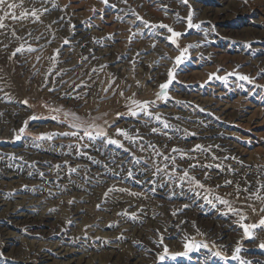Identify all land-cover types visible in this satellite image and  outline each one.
Listing matches in <instances>:
<instances>
[{
    "label": "rangeland",
    "instance_id": "obj_1",
    "mask_svg": "<svg viewBox=\"0 0 264 264\" xmlns=\"http://www.w3.org/2000/svg\"><path fill=\"white\" fill-rule=\"evenodd\" d=\"M9 2L23 4L9 10L18 16L33 8L48 11L38 13L39 20L5 18L7 27L0 29V264H239L230 258L237 242L242 260L264 264V230L245 238L240 217L217 199L243 212V223L264 216L259 211L264 203L245 200L259 187L257 179L264 183V0ZM133 10L150 25L163 23L182 33L177 44L167 39L166 29L145 27ZM189 12L199 28H187ZM76 33L83 35L82 44ZM21 44L25 50L10 59ZM177 45L196 47L175 66ZM170 69L175 79L168 99H157ZM132 100L154 101L149 111L170 127L140 113ZM130 109L139 114L132 116ZM69 112L83 127L104 128L124 147L105 138L89 140L82 129L70 127ZM21 127L25 132L16 139ZM118 128L143 139L129 141ZM66 132L83 138L61 135ZM49 133L51 140L35 139ZM149 143L175 164L157 156ZM197 144L212 147L189 151ZM174 147L184 153L172 152ZM165 165V172H156ZM186 169L205 187L181 181ZM110 187L125 191L105 198ZM237 187L249 192L237 199ZM247 204L255 206V214ZM13 207L35 210L36 216L15 222L5 217ZM74 207L80 217L71 215ZM32 241L45 256L30 258L19 249ZM185 242L207 247L172 258ZM52 244L69 251L62 263ZM165 246L169 255L161 262Z\"/></svg>",
    "mask_w": 264,
    "mask_h": 264
},
{
    "label": "snow or ice",
    "instance_id": "obj_2",
    "mask_svg": "<svg viewBox=\"0 0 264 264\" xmlns=\"http://www.w3.org/2000/svg\"><path fill=\"white\" fill-rule=\"evenodd\" d=\"M102 3H104L105 5H108V0H101ZM124 3H127V0H123ZM182 2L187 3V0H182ZM23 8V4L22 3H16V2H9V0H0V29H4L6 28V24L3 22L5 20V18H10L12 20H17V19H22L28 16L34 17L36 20H39V15L38 13H42V12H46L48 11L47 8H42V9H36L33 8L31 11H22L19 16L16 14L15 11H9V10H15L17 8ZM53 7H56L55 4H53ZM112 7H115V5H112ZM133 15H136L138 20H142V18L135 13V11H132ZM179 18V17H178ZM187 20V28L191 29V28H199L200 25L199 24H193L192 22V13L189 12L188 17L186 18ZM142 23L145 27H151V28H156L159 27L161 29H166L167 32L171 33V36L167 37L168 40L171 41L172 44L176 45L177 44V40L175 38L180 37L182 35V33L180 32H176L174 31L171 27H169L166 24H159L157 25H150L148 21L146 20H142ZM74 27V26H73ZM13 36H16L15 31L13 30L12 32ZM19 39V37H18ZM68 40L65 39L64 40V44H68ZM191 47H196V45H189L183 49H179V46L177 45L178 50L180 51V54L178 56L175 57V61H174V65L178 66L179 64L183 63L187 58H188V50ZM25 50L24 45L21 44L19 47H17L15 49V51H13L11 53V56L9 57L10 59L12 57H15L17 55V53H22ZM27 51L31 52L34 51L33 48H31V46H29L27 48ZM57 55L59 54V49L56 50ZM53 61H55V56L51 58ZM86 59V58H85ZM168 79L165 83H162L159 85V91L156 93V97L157 99H164L167 100L168 99V89L170 87V85L173 83L174 79H175V74H174V70L170 69L167 73ZM211 78V75L210 77ZM220 79H223L222 77H218ZM240 80H248L249 82H252V78L246 76V75H241L239 76ZM50 91L52 89H49ZM121 95H123V93H121ZM22 103L27 104L28 101L24 100L22 101ZM133 105L136 106L137 109H139L140 113H144L145 115L152 117L153 115H155V119L157 121H160L161 123H163V127L164 128H169L170 125L166 122L163 121L161 119V116L159 113L153 114L152 112L149 111V106L150 104H154V101H139V100H132ZM201 111H203V109H200ZM130 114L132 116H137L139 113L136 110H132L130 109ZM66 116L70 117L72 120V123L70 124L71 128L74 129H82L83 131V135L88 137L89 140H96L98 138H105L106 143L107 144H114L117 145L118 147L123 148L124 145L121 143L120 140L117 139H112L110 137H108V133L104 128L99 127L98 125L95 124H91L87 127H83L82 123L80 122V117L77 116L75 113L69 112V113H65ZM30 119H36V117H31ZM99 119V118H96ZM27 125V122H25V126ZM152 132H157V129L155 127H153L151 129ZM25 132V127H21L19 129V134L16 136V139H20L21 135ZM116 132L118 135L123 136L125 139L135 142L136 139H143L142 136H133L132 134H130L127 131H124L123 129H116ZM138 132V130H137ZM53 135L54 134H42L40 136L35 137L36 140H43V139H47V140H51L53 139ZM61 135L64 136H68V135H72V136H76L78 139H82L83 137L79 136L78 132H71V133H62ZM194 135V133H193ZM69 147H72L71 145ZM148 148H151L153 150V152L157 155V156H164L163 153H161L159 151V149L156 147V145L149 143L147 145ZM212 146H209L208 148H205L203 145L197 144L195 145V147L193 149H190L189 151L191 152H196V151H210ZM216 147H219L218 145ZM77 150L79 151V146H77ZM140 150L144 151L145 150V146L141 145L140 146ZM125 151H129V149H125ZM172 152H177V153H184L183 149L180 148H172L171 149ZM165 160H169L171 159L173 164H175V159L171 156H164ZM213 159H215V157H213ZM233 159H235V157H233ZM138 162V161H137ZM67 163V162H65ZM197 165L193 164V165H189L190 168H195ZM57 168L60 167V165H56ZM205 167H211V165H205ZM167 168V165H165V168H160L159 166H157L156 168V172L160 173V172H165ZM69 170L71 172H75L77 169L73 168V167H69ZM174 169H173V174H174ZM129 176L132 175V172L129 171ZM167 174V173H166ZM179 179L181 181H185L187 180V182L190 185H195L198 188H204L205 185L203 183H201V181L199 179H197L195 176L190 175L189 170H184L182 175L179 177ZM232 181H225V184H231ZM256 184L259 185V187L255 188L250 195L245 197L246 202L248 200H251L252 197H255L257 201H260L261 203H264V195L261 194V191L264 190V183H261V181L259 179H257ZM217 187H220V185H217ZM116 191H120L123 192L125 191V189H117L115 187H110L107 191L104 192V197L107 198L109 196L110 193L112 192H116ZM241 191L243 192H249V188L245 187L244 189H240L239 187L236 188V193H237V199H239V195L241 193ZM133 195H135L133 193ZM196 195H199V193H196ZM205 199H207V197H204ZM217 199L219 200V202L225 206H227L228 211L232 212L236 215H238L240 217L239 223H240V227L243 229V235L245 238H252L253 237V230L255 229H260V230H264V216L261 217V219L257 222V223H243V221L246 219V216L243 214V212H241L240 210H238L237 208L233 207L232 202H230L227 199H221L220 197H217ZM73 203V201H69V204ZM208 203H212L211 200H208ZM98 209L100 208V205L98 204L96 206ZM185 207H187V205H185ZM247 207L251 208L252 212L255 214L256 213V208L253 204H247ZM261 213H264V207H261L259 210ZM124 215H127L128 213L125 211L123 213ZM133 216L135 215L134 213L132 214ZM173 215H175V213H173ZM69 223H71V221H69ZM160 243H163V237L161 236L160 238ZM184 251L180 252V253H175L173 254L172 258H176L177 256H187L189 253L194 252V251H199L201 247H207V245H203V244H197V243H189V242H185L184 245ZM261 248H264V242H262L260 244ZM242 251L241 247H240V242H237V245L234 249V251L231 254V259L232 260H236L239 261V264H250L249 261H245L242 260L240 257V252ZM169 255V248L167 246H165L163 248V252L158 256V259L163 262L166 257H168ZM214 255L216 256H221L222 259L227 260L229 259L228 256H222L221 252H215Z\"/></svg>",
    "mask_w": 264,
    "mask_h": 264
},
{
    "label": "bare ground",
    "instance_id": "obj_3",
    "mask_svg": "<svg viewBox=\"0 0 264 264\" xmlns=\"http://www.w3.org/2000/svg\"><path fill=\"white\" fill-rule=\"evenodd\" d=\"M63 28V27H62ZM77 30V29H76ZM82 31V30H81ZM88 32V31H87ZM89 37V36H88ZM75 39L79 40L78 43L82 44L84 42V39H83V35L80 33H76L75 35ZM87 45V44H86ZM79 46H85V45H79ZM84 51V50H83ZM94 61V60H93ZM161 73V72H159ZM145 74V73H144ZM155 74V73H154ZM146 75V74H145ZM155 76V75H154ZM152 79H156L158 77H151ZM153 82V81H152ZM232 108V107H231ZM7 110V109H6ZM9 114V113H8ZM226 115V114H225ZM2 117V116H1ZM9 117V116H8ZM2 120V119H1ZM6 120V119H5ZM1 123V122H0ZM163 148V147H162ZM229 153V152H228ZM38 156V155H37ZM122 159V158H121ZM6 162V161H5ZM7 163V162H6ZM4 163V164H6ZM248 166V165H247ZM122 168V167H121ZM124 172V171H123ZM40 192V191H39ZM41 194V193H40ZM39 194V196H40ZM38 195V193H37ZM36 195V196H37ZM37 200V199H36ZM5 203V202H4ZM39 203V202H38ZM5 205V204H4ZM3 206V204L1 203L0 205V208ZM77 206V205H76ZM11 207V206H10ZM4 209V208H3ZM12 210L9 211V212H6L5 213V217H9V219H15V222H21L23 219L26 221L27 219H30L33 220L35 218V210H28V209H23V208H19V209H16V207H13L11 208ZM6 210V208H5ZM45 214V213H44ZM50 214V213H49ZM42 215V214H41ZM71 215H75V216H79V208L78 207H74L72 208V214ZM38 217V216H37ZM36 217V218H37ZM41 217V216H40ZM48 216L45 214L43 215V219L45 220ZM80 217V216H79ZM39 218V217H38ZM3 219V218H2ZM23 220V221H24ZM24 221V222H25ZM11 222V221H10ZM34 222V221H33ZM47 222V221H46ZM35 223V222H34ZM33 223V224H34ZM15 224V223H14ZM23 224V223H22ZM42 224V223H41ZM211 226V225H210ZM3 230V229H2ZM48 231H50L48 229ZM7 233V231H5ZM212 232V231H211ZM4 233V231H3ZM10 233V232H9ZM50 233V232H49ZM104 235V234H103ZM180 235V234H179ZM111 236V235H110ZM79 238V237H78ZM21 239V238H20ZM35 240V239H34ZM29 242V241H28ZM49 242V241H48ZM20 243V242H19ZM39 243V242H38ZM27 244V243H26ZM148 244V243H147ZM54 244H52L53 246ZM49 247V246H48ZM54 249H57L58 251L55 252L56 255L60 258V263L63 262V260H65L67 258V255H69V251L66 249V248H61L60 246H56L54 245L53 246ZM20 250H24L26 249V251H24L23 253L27 254V255H30V258H38V257H43L45 256L44 253L42 252V246L39 244H36V242L34 243L33 241L30 242V244L28 245H25V246H22L21 248H19ZM44 251V250H43ZM123 251V250H122ZM131 251V250H130ZM21 252V251H20ZM124 252V251H123ZM22 253V254H23ZM19 254V253H18ZM21 256V254H19ZM18 255V256H19ZM19 256V257H20ZM32 256V257H31ZM107 257V256H106ZM131 257V256H130ZM27 260V259H26Z\"/></svg>",
    "mask_w": 264,
    "mask_h": 264
}]
</instances>
